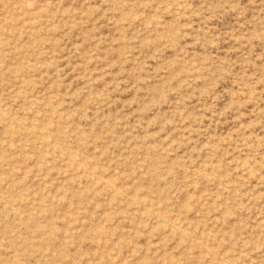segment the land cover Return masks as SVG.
<instances>
[{
	"label": "rangeland",
	"instance_id": "rangeland-1",
	"mask_svg": "<svg viewBox=\"0 0 264 264\" xmlns=\"http://www.w3.org/2000/svg\"><path fill=\"white\" fill-rule=\"evenodd\" d=\"M0 264H264V0H0Z\"/></svg>",
	"mask_w": 264,
	"mask_h": 264
},
{
	"label": "bare ground",
	"instance_id": "bare-ground-1",
	"mask_svg": "<svg viewBox=\"0 0 264 264\" xmlns=\"http://www.w3.org/2000/svg\"><path fill=\"white\" fill-rule=\"evenodd\" d=\"M163 222V221H162Z\"/></svg>",
	"mask_w": 264,
	"mask_h": 264
}]
</instances>
